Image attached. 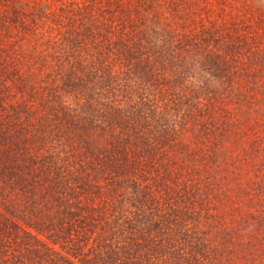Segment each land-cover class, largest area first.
Returning a JSON list of instances; mask_svg holds the SVG:
<instances>
[{"label":"trees","instance_id":"trees-1","mask_svg":"<svg viewBox=\"0 0 264 264\" xmlns=\"http://www.w3.org/2000/svg\"><path fill=\"white\" fill-rule=\"evenodd\" d=\"M69 6L82 32L40 50L33 83L17 70L0 81V264H264V107L229 125L207 83L242 104L264 52L205 29L220 49L198 86L164 25L138 28L137 6L100 20Z\"/></svg>","mask_w":264,"mask_h":264},{"label":"rangeland","instance_id":"rangeland-1","mask_svg":"<svg viewBox=\"0 0 264 264\" xmlns=\"http://www.w3.org/2000/svg\"><path fill=\"white\" fill-rule=\"evenodd\" d=\"M71 4L90 9L92 20H100L107 14L109 16L118 5L125 9L129 5L137 6L131 15L137 23L139 20L144 21V25L138 28L148 29L147 36H152L150 30L156 29L160 32L164 25L165 34L170 33L173 40L172 48L170 47L172 53L168 54L171 56L170 59H173L172 63L177 61L181 69L188 70L190 75L193 74L192 79L197 76L198 86H201L200 82L207 78V75L202 76L204 73L199 66L204 53L208 51L216 53L218 52L216 50L220 49L213 43L212 45L211 43L202 44L205 35L201 33L205 29L209 28L212 38L218 37L221 45L225 46L236 39L238 42H245L246 45L254 47L255 50L264 52V0H0V81L11 74L12 70H17V74H30L29 79L33 83L36 75L39 74L38 71L29 72V67H34L37 63L36 58L42 57L40 50L47 51L55 41L57 44L61 35L69 34L66 33L67 29H70L71 36L76 31L82 32L78 26L77 14L67 10L72 7L69 6ZM99 12H101L100 16ZM111 16L112 19H117L119 13L116 11V16L114 13H111L109 17ZM84 21L87 22V18ZM74 28L76 30L72 31ZM190 40L198 47L191 48ZM176 43L180 45L176 47ZM51 50L54 52V49ZM83 51L88 62L96 61L94 58L96 51L91 46L84 47ZM38 54L41 55L38 56ZM231 54L232 57L228 53L227 58L225 55L221 58H226L231 66L233 61L236 65H244L240 60L244 59L242 55L235 54L233 51ZM168 55L163 58L167 59ZM247 59L249 62H256L254 57V60ZM258 63L255 67L259 66ZM30 64L32 65L29 66ZM252 66H249L250 72H252ZM154 70L158 69L152 70L153 75L156 73ZM6 73L9 74L6 75ZM162 75L163 73H157L154 77L162 82L165 81ZM257 78H260L259 83L262 84L260 89H252L248 93L241 89L237 90L239 93L244 92L241 95L242 104L241 102L229 104L226 101L227 98L224 96L227 89L222 85L225 83L221 78H207L210 89L213 91L215 89L221 94L222 101L216 99L214 104L217 108L223 106L221 108L225 111L222 110V115L229 125L240 116L246 118L260 115V112L254 109L264 107V76L262 77L259 73Z\"/></svg>","mask_w":264,"mask_h":264}]
</instances>
